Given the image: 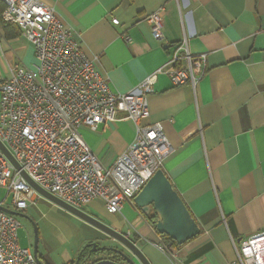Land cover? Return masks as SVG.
I'll return each mask as SVG.
<instances>
[{"label": "crops", "instance_id": "obj_1", "mask_svg": "<svg viewBox=\"0 0 264 264\" xmlns=\"http://www.w3.org/2000/svg\"><path fill=\"white\" fill-rule=\"evenodd\" d=\"M38 1L54 9L118 93L136 89L184 40L193 54H207L208 70L195 90L174 86L166 75L157 79L149 116L141 124H162L173 149L163 170L201 230L176 246L180 264H239L232 240L239 243L264 232V0ZM162 8L165 40L157 41L146 18ZM8 26H0V82L11 77L14 67L33 70L37 65L33 45L19 28ZM136 130L133 121L122 120L97 130L83 127L80 134L111 167ZM97 202L102 203L94 201L82 211L128 234L150 264H174L153 245L160 234L136 206L124 205L122 218L110 219L92 209ZM98 232L80 247L68 242V251L41 245L39 255L45 264H71L93 242L120 248ZM50 248L61 254L54 257ZM114 256L106 252L93 260Z\"/></svg>", "mask_w": 264, "mask_h": 264}, {"label": "built area", "instance_id": "obj_2", "mask_svg": "<svg viewBox=\"0 0 264 264\" xmlns=\"http://www.w3.org/2000/svg\"><path fill=\"white\" fill-rule=\"evenodd\" d=\"M1 1L5 5L2 20L19 28L33 45L37 65L33 70L14 67L11 77L0 82V144L15 161L0 147V190L7 191L0 202V264H39L33 247L19 245L17 217L2 210L9 196L14 212L26 211L42 197L24 174L45 192L80 210L98 200L110 215L121 213L126 204L135 207L134 198L164 168L173 151L161 123L141 124L149 116V96L156 81L166 75L174 86L191 85L195 90L206 76L208 56L193 54L184 40L136 89L118 93L95 69L54 9L38 0ZM165 16L162 8L146 18L157 41L165 40ZM122 120L137 125L136 137L113 166L105 167L80 130H97ZM232 243L239 264H264V232ZM153 245L180 264L173 240L159 235Z\"/></svg>", "mask_w": 264, "mask_h": 264}, {"label": "water", "instance_id": "obj_3", "mask_svg": "<svg viewBox=\"0 0 264 264\" xmlns=\"http://www.w3.org/2000/svg\"><path fill=\"white\" fill-rule=\"evenodd\" d=\"M0 147L6 152L9 159L15 163L1 144ZM24 177L42 197L114 239L120 246V248L106 247L98 250L112 252L116 254V258L93 260L92 255H86L82 252L71 264H150L135 240L130 238L128 234L120 233L86 212L60 201L38 187L25 174ZM134 205L144 217L155 218L154 223L157 233L170 238L178 246L185 245L201 234L199 225L163 169L158 170L134 198ZM2 210L15 217L21 216L18 212L7 208H2ZM34 235L33 250L35 258L39 264H45L39 255V232L37 228H35Z\"/></svg>", "mask_w": 264, "mask_h": 264}, {"label": "rangeland", "instance_id": "obj_4", "mask_svg": "<svg viewBox=\"0 0 264 264\" xmlns=\"http://www.w3.org/2000/svg\"><path fill=\"white\" fill-rule=\"evenodd\" d=\"M6 195L7 191L1 189L0 202L5 200ZM12 200V196L7 197L5 201L6 208L12 209ZM92 209L97 214L106 215L110 219L122 218L121 214H108L103 204L99 202L92 205ZM18 213L21 215L17 217V221L20 225L18 238L19 245L23 249L33 247L35 228H37L39 232V247L41 251L43 250L41 249V245L42 248L47 247L48 249L49 247L58 248L59 246H64L66 248L64 249L68 251L67 246L71 247L68 242L73 244V247L76 246L77 248L85 244L87 242L86 239L90 241L100 234L97 229L86 224L70 212L48 201L44 197H41L35 205H31L26 211ZM65 253L67 252L65 251ZM51 254L57 257V254H61V252L54 253L52 250Z\"/></svg>", "mask_w": 264, "mask_h": 264}, {"label": "flooded vegetation", "instance_id": "obj_5", "mask_svg": "<svg viewBox=\"0 0 264 264\" xmlns=\"http://www.w3.org/2000/svg\"><path fill=\"white\" fill-rule=\"evenodd\" d=\"M96 243H91L88 247L85 248V250L83 251L84 254L86 255H92V257L94 258L97 255H104L106 253V251H98L100 249H103V247L98 246V244H96L97 246L95 247ZM113 258H116V256H114Z\"/></svg>", "mask_w": 264, "mask_h": 264}, {"label": "trees", "instance_id": "obj_6", "mask_svg": "<svg viewBox=\"0 0 264 264\" xmlns=\"http://www.w3.org/2000/svg\"><path fill=\"white\" fill-rule=\"evenodd\" d=\"M4 9H5V5H4V3L0 0V26H2V27H4V28H7V27H9V26H8L9 24L5 23V22L2 20V17H1L2 12L4 11ZM16 34H18V33H16ZM147 219H151L150 221H151L152 226H154V228H156V227H155V223H154L155 218H147ZM174 244H175V246H177V247H181V246H178L175 242H174Z\"/></svg>", "mask_w": 264, "mask_h": 264}]
</instances>
